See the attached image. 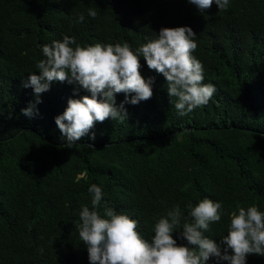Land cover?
I'll use <instances>...</instances> for the list:
<instances>
[{
	"label": "trees",
	"instance_id": "obj_1",
	"mask_svg": "<svg viewBox=\"0 0 264 264\" xmlns=\"http://www.w3.org/2000/svg\"><path fill=\"white\" fill-rule=\"evenodd\" d=\"M177 27L195 33L192 55L203 83L216 88L187 115L141 57L152 97L126 103L127 119L96 122L68 148L55 119L70 99L91 93L56 81L37 98L23 86L40 75L42 47L64 36L75 38L72 47L127 43L135 52ZM115 100L118 107L125 94ZM30 106L33 114L23 115ZM93 184L102 189L101 216L105 205L127 215L149 241L168 210L179 206L180 231L192 223L188 205L204 198L222 205L220 221L204 233L216 243L238 207L264 212V0H229L224 11L213 3L203 13L187 0H0V264H90L75 225L82 207L92 208ZM173 238L187 246L179 232ZM246 264H264V256L249 255Z\"/></svg>",
	"mask_w": 264,
	"mask_h": 264
},
{
	"label": "clouds",
	"instance_id": "obj_2",
	"mask_svg": "<svg viewBox=\"0 0 264 264\" xmlns=\"http://www.w3.org/2000/svg\"><path fill=\"white\" fill-rule=\"evenodd\" d=\"M187 2L201 13L213 3L219 11L229 5V0ZM96 15L95 10H88V16ZM84 18L81 13L77 22ZM195 37L190 27L162 28L156 39L134 52L127 43L72 47L75 38L64 36L62 41L42 47L44 59L37 64L40 75L30 74L23 86L32 87L37 98L56 81L78 84L91 93V98L70 99L64 113L55 119L67 147L72 148L96 122L103 123L109 118L125 120L126 103L136 105L152 97L154 80L149 78L146 82L141 76V57L149 70L166 79L171 104L180 116L207 105L216 88L203 83V65L192 55L197 48ZM120 93L125 94V101L117 107L115 96ZM132 93L135 95L129 100ZM33 108L22 110V114L30 117ZM88 191L92 195V208L82 207L75 228L87 249L90 264H205L210 258H215L216 264H246L249 255L264 256V212L256 206L238 207V214H231L227 235L219 243L206 238L204 233L210 224L220 221V203L204 198L194 207L189 204L192 223H184L180 231H174L181 227L182 215L176 206L157 220L149 241L137 231L138 222L127 215L117 214L105 205L102 217L98 211L102 189L93 184ZM176 232L187 241V246L177 245L173 238ZM39 251L43 254V248Z\"/></svg>",
	"mask_w": 264,
	"mask_h": 264
}]
</instances>
